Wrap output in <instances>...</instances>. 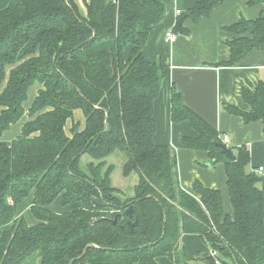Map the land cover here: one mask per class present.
Instances as JSON below:
<instances>
[{
    "label": "trees",
    "instance_id": "obj_1",
    "mask_svg": "<svg viewBox=\"0 0 264 264\" xmlns=\"http://www.w3.org/2000/svg\"><path fill=\"white\" fill-rule=\"evenodd\" d=\"M225 1L196 3L178 17L174 33L189 36L186 21L199 22ZM84 4L85 16L74 0H0V138L27 112L30 118L20 137L0 144V227L11 226L0 238V264H22L37 251L41 264H157L162 257L179 264L186 256L181 238L194 234L220 264H264L263 180L255 169L248 171L250 150L230 148L236 158L230 161L217 146L221 134L172 88L171 122H189L197 132V138H182L183 147L208 152L211 161L225 166L231 216L219 190L196 181L191 194L184 191L176 157L155 143L153 104L167 65L162 59L149 62L143 48L163 20L165 4ZM225 30L235 35L227 43L230 60L215 67H234L254 50L264 51V12ZM36 84L42 89L26 112ZM242 98L249 112L222 107L246 124L264 126V83L243 90ZM76 111L84 116V128L74 120ZM118 151L127 156L125 176L139 175L130 198L118 197L120 190L111 184L114 169L105 161ZM84 155L93 159L87 170L80 165ZM32 192L31 211L40 223L30 227L16 211ZM58 199L68 213L48 210ZM130 207L131 218L124 213ZM136 219L132 232L127 223ZM206 264L216 261L210 257Z\"/></svg>",
    "mask_w": 264,
    "mask_h": 264
},
{
    "label": "crops",
    "instance_id": "obj_2",
    "mask_svg": "<svg viewBox=\"0 0 264 264\" xmlns=\"http://www.w3.org/2000/svg\"><path fill=\"white\" fill-rule=\"evenodd\" d=\"M159 1L166 6L164 18L152 28L149 40L143 48L144 57L149 62L156 63L162 59L167 65V76L163 82L161 94L153 104L154 118L157 123L155 143L159 146H168L172 155L176 157L179 181L184 191L191 194L196 181H200L207 189L219 190L222 195L223 210L232 216L234 210L228 193L225 166L222 163L215 164L214 167H204V164L211 161L208 152L191 151L183 147L182 138H197V132L191 128L189 122H171V91L175 87L182 94L184 105L214 127L221 134L222 139L228 136L231 140L228 147L236 150L238 147L246 146L250 150L251 161L248 171L264 168L263 123L246 124L242 118L230 115L222 107L224 104H229L238 106L243 111H250L243 102L242 93L243 90L254 91L260 82L264 83V51L254 50L234 67L214 66L230 60V48L227 47V43L234 40L235 35L225 29L232 27L243 18L258 19L264 12V4L250 6L246 0H226L199 22L196 23L191 19L186 21L184 27L189 31V36L177 34L178 39L170 43L166 40V33H174L178 17L201 0ZM74 2L85 16L87 14L85 0H74ZM177 11L181 14L178 15ZM129 54L128 50L126 57ZM33 88L32 98L25 104L26 112L37 98L39 90L42 89L39 84ZM1 91L2 88L0 93ZM1 111L0 107V114ZM82 116L81 111H76L74 118L75 122H80L81 125L83 123L81 128H84L85 121L84 116L83 120L81 119ZM28 120L30 118L27 112L0 138V144L10 145L14 139L20 137L23 126ZM69 123L71 122L69 121L67 125ZM262 180L260 189L264 194V175ZM33 199L34 192L22 200L16 211V215L25 218L30 227L40 223L31 211ZM48 210L61 215L68 213L69 207H63L61 200L58 199L48 207ZM10 227V225L0 227V238ZM201 240L196 234L183 235L180 248H184L186 254L192 256L202 248ZM42 256V252L37 251L22 264H41ZM157 264L172 263L166 257H162L157 259Z\"/></svg>",
    "mask_w": 264,
    "mask_h": 264
},
{
    "label": "rangeland",
    "instance_id": "obj_3",
    "mask_svg": "<svg viewBox=\"0 0 264 264\" xmlns=\"http://www.w3.org/2000/svg\"><path fill=\"white\" fill-rule=\"evenodd\" d=\"M33 91H34V88L33 89L31 88L29 92V99L32 98L31 94L33 93ZM81 119L83 120V116L81 117ZM70 122L71 123H69L67 127L68 135H70V127L71 126L73 127L72 121ZM92 161L93 159L90 156L84 155L80 162L81 168L86 169L87 165ZM105 161L108 166H112L114 169L111 175V184L113 185V187L120 190L118 197H121V198L133 197L134 188L136 187V185H138L139 175L136 172H134L128 177L125 176L123 166L127 161V156L123 154L122 152L118 151V152L113 153L111 156L107 157ZM203 166L209 167L207 166V164H204ZM263 175H264V172L260 174V177H263ZM200 244H202V248L197 250L192 256H190L189 254H186V256H188L186 258V256L181 255V261L179 264H206L207 259L211 257L210 252H209V247L202 240ZM166 258L168 259V261H171L172 264H177L174 261L170 260L168 257Z\"/></svg>",
    "mask_w": 264,
    "mask_h": 264
},
{
    "label": "water",
    "instance_id": "obj_4",
    "mask_svg": "<svg viewBox=\"0 0 264 264\" xmlns=\"http://www.w3.org/2000/svg\"><path fill=\"white\" fill-rule=\"evenodd\" d=\"M217 146H219L221 148V151H223V153L230 159V161H235V155L233 153V151L224 143L222 144H217ZM216 164L215 161H210L207 163V166L209 167H214ZM125 215L128 217H133L134 215V207H130L129 209H127L125 212ZM114 224L117 223V219L113 222ZM138 224V220L136 219L135 222L133 223L132 221H128L127 226L131 229V231L133 232L135 230V226Z\"/></svg>",
    "mask_w": 264,
    "mask_h": 264
},
{
    "label": "built area",
    "instance_id": "obj_5",
    "mask_svg": "<svg viewBox=\"0 0 264 264\" xmlns=\"http://www.w3.org/2000/svg\"><path fill=\"white\" fill-rule=\"evenodd\" d=\"M177 14L180 15L181 12L180 11H177ZM166 34H167L166 35L167 42L174 43L178 39L177 34H175L173 32H168ZM230 142H231L230 138L228 136H224L223 143L228 146L230 144ZM263 171H264V168H260L258 170V173H262ZM210 255H211L212 258L215 259L216 264H220L219 260L217 259L218 255L216 254V252H214V251H212L210 249Z\"/></svg>",
    "mask_w": 264,
    "mask_h": 264
}]
</instances>
